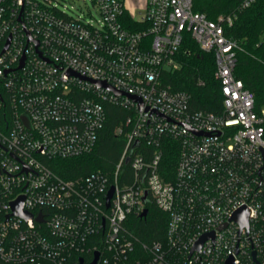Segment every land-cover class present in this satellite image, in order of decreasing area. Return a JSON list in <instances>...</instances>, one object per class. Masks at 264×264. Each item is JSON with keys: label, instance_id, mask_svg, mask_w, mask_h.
Wrapping results in <instances>:
<instances>
[{"label": "built area", "instance_id": "2783aa9c", "mask_svg": "<svg viewBox=\"0 0 264 264\" xmlns=\"http://www.w3.org/2000/svg\"><path fill=\"white\" fill-rule=\"evenodd\" d=\"M86 1L97 18L69 17L52 0H0V260L264 264V107L235 76L239 46L225 32L234 17L209 20L195 0H147L138 13L128 0ZM187 34L215 57L219 114L194 110L163 82ZM107 104L129 113L115 131L126 145L114 172L62 178L45 160L92 153ZM165 139L180 148L172 180L161 172ZM145 192L168 215L163 242L143 243L128 227L147 209ZM20 198L31 218L13 214ZM243 208L241 229L233 218Z\"/></svg>", "mask_w": 264, "mask_h": 264}, {"label": "trees", "instance_id": "16d2710c", "mask_svg": "<svg viewBox=\"0 0 264 264\" xmlns=\"http://www.w3.org/2000/svg\"><path fill=\"white\" fill-rule=\"evenodd\" d=\"M245 1L195 0L194 10L205 14L212 21H216L221 15L234 17L233 25L226 27L225 32L227 37L236 41L239 46L235 76L243 82L246 89L255 94L256 108L261 109L264 107V0H256L246 8L243 7ZM130 20V17H127L125 23L129 27H135ZM176 60L179 68L163 74L164 84L171 86L175 91L188 93L194 110L221 113L224 96L220 84L215 79L214 55L202 52L187 34ZM105 108L107 122L92 153L72 159L45 160V163L62 178L74 180L95 171H102L108 175L114 172L126 145L125 138L117 136L115 131L129 113L111 104H107ZM3 115L4 110H0V117ZM179 149L178 143L170 139H165L162 144L161 172L166 180H172L174 177ZM131 177L132 173L127 166L123 179L130 181ZM146 208L149 210L148 216L130 217L128 227L143 243L165 241L168 215L159 211L151 200L148 201ZM0 264L7 263L0 260Z\"/></svg>", "mask_w": 264, "mask_h": 264}, {"label": "water", "instance_id": "95a60500", "mask_svg": "<svg viewBox=\"0 0 264 264\" xmlns=\"http://www.w3.org/2000/svg\"><path fill=\"white\" fill-rule=\"evenodd\" d=\"M23 65V64H22ZM22 67V66H21ZM98 86L100 87H104L106 89H109L111 91H114L112 89V87H110L109 85H106V83H96ZM118 95L122 94V93H116ZM135 101H140V99L138 98H135V97H132ZM24 120L27 122V119L24 117ZM113 194H114V188L112 187L108 193V196H107V206L109 207V202L110 200L112 199L113 197ZM23 198H20L18 201L12 203V210H13V214L14 215H17V216H20L24 219H28V218H31L32 215L28 214V213H25L23 212ZM143 201L144 203H148V192H145V195H144V198H143ZM148 213H149V210L148 209H145L144 212L141 214V218H146L148 216ZM248 217H249V212L246 208H243L241 209L238 213L235 214L234 216V220L236 222H238L241 226V229H244V228H248ZM42 217H38L37 218V222H42ZM209 238V236H205L203 237L195 246L194 250H199L203 243ZM98 259V254H96V258H95V261L93 264L96 263ZM232 262H230L229 264H231Z\"/></svg>", "mask_w": 264, "mask_h": 264}, {"label": "rangeland", "instance_id": "374dc122", "mask_svg": "<svg viewBox=\"0 0 264 264\" xmlns=\"http://www.w3.org/2000/svg\"><path fill=\"white\" fill-rule=\"evenodd\" d=\"M36 1L42 2V0ZM52 2L57 5L60 12H63L64 14H67V16L75 19L81 17L84 21L91 20L92 16L90 12L95 15L96 18L98 17L91 2H84V0H52ZM143 4V0L135 3L136 13L143 10L144 7L141 8ZM130 10H132V7H130Z\"/></svg>", "mask_w": 264, "mask_h": 264}, {"label": "crops", "instance_id": "0c3cea01", "mask_svg": "<svg viewBox=\"0 0 264 264\" xmlns=\"http://www.w3.org/2000/svg\"><path fill=\"white\" fill-rule=\"evenodd\" d=\"M140 0H128V6L129 8L132 7V12L133 13H136V10H135V3L139 2ZM144 4L141 6L142 7H145L146 6V2L147 0H143ZM140 9V8H139ZM144 9V8H143ZM141 11V10H140ZM138 13V12H137Z\"/></svg>", "mask_w": 264, "mask_h": 264}]
</instances>
